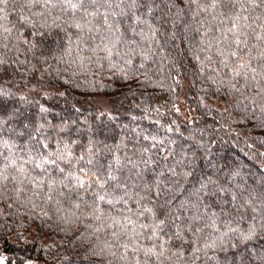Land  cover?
I'll return each instance as SVG.
<instances>
[{"label":"snow or ice","instance_id":"6c2138e0","mask_svg":"<svg viewBox=\"0 0 264 264\" xmlns=\"http://www.w3.org/2000/svg\"><path fill=\"white\" fill-rule=\"evenodd\" d=\"M178 21L205 83L231 98L241 121L264 127V0H185L183 7L174 0H0V65L38 74L36 83L25 80L29 91L63 97L60 82L79 88L81 79L88 84L105 72L140 75L150 53L164 51L161 40L176 38ZM169 22L173 31L162 32ZM14 95L20 106L8 104ZM0 96V198L13 194L42 222L55 217L44 226L83 248L81 264H264V246L250 247L264 238V177L259 187L237 183L238 171L189 184L190 169L165 164L171 175L162 179L155 143L145 147L137 135L108 144L96 139L87 116L54 121L38 100L32 113L22 92L0 89ZM105 116L118 120L112 111L97 114ZM7 259L0 254V264Z\"/></svg>","mask_w":264,"mask_h":264},{"label":"trees","instance_id":"16d2710c","mask_svg":"<svg viewBox=\"0 0 264 264\" xmlns=\"http://www.w3.org/2000/svg\"><path fill=\"white\" fill-rule=\"evenodd\" d=\"M174 2L183 7L185 0ZM156 14L160 15V12ZM166 18L170 20V17ZM160 27L165 33L173 31L170 22ZM175 31L176 38L161 40L164 51L161 52L154 44L156 51L150 53L152 59L139 69L140 75L130 74L128 79L113 77L105 72L94 80L91 76L87 77L88 84L81 79L78 81L81 84L79 88L60 82L58 89L66 91L67 95L44 97L39 88L29 91L31 84L25 87V80L36 83L38 74L21 73L16 65L9 62L0 65V89L27 95L33 101L27 105L32 113L38 112L35 101L45 104L53 110L54 121L61 116L74 119L87 116L95 130L93 135L105 143H115L121 136L132 141L137 135L145 147L155 143L151 155L156 160V170L165 171L162 179L170 178L171 174L164 169L167 164L169 167L175 165L177 172L190 169L193 175L189 184L197 182L202 175L222 176L238 171L237 183L246 181L249 186L259 187L261 177H264V127L256 120L241 121L239 117L242 113L230 107L231 98L215 93V89L205 83L196 61L190 55L179 21ZM11 58L16 57L12 55ZM20 59H24L23 53ZM139 64L140 58L137 57L136 66L139 67ZM145 72L151 79H144ZM4 100L0 96V102ZM7 102L16 106L23 103L18 95L7 98ZM177 106H180L179 111H176ZM225 107L228 112L223 111ZM104 110L112 111L118 117L117 122L109 121L106 116L98 119V112ZM105 125L114 131L106 132ZM119 125L127 127L121 129ZM169 126L172 131H168ZM177 127L179 131H176ZM145 134L155 135L157 140H144ZM87 137L88 132L84 131L82 143L75 146L77 153L86 145ZM165 156L167 160H164ZM11 186L8 185L9 188ZM9 204L13 207H8ZM30 211H33L30 206L19 204L11 193L0 198V254L8 258L6 264H23L28 259L34 264H57L58 261L59 264H66L65 256L74 264H81L83 248L78 243L75 246L69 244L70 235L65 237L54 227L44 226L53 225L55 217L42 222L36 215L29 217ZM261 246H264V238L250 244L257 250ZM77 253L80 255L77 256Z\"/></svg>","mask_w":264,"mask_h":264},{"label":"rangeland","instance_id":"374dc122","mask_svg":"<svg viewBox=\"0 0 264 264\" xmlns=\"http://www.w3.org/2000/svg\"><path fill=\"white\" fill-rule=\"evenodd\" d=\"M178 109H180V106H177Z\"/></svg>","mask_w":264,"mask_h":264}]
</instances>
